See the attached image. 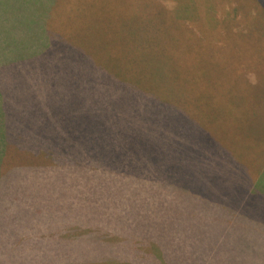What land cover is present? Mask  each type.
Here are the masks:
<instances>
[{
	"label": "trees",
	"instance_id": "obj_1",
	"mask_svg": "<svg viewBox=\"0 0 264 264\" xmlns=\"http://www.w3.org/2000/svg\"><path fill=\"white\" fill-rule=\"evenodd\" d=\"M242 2L235 0V13L247 20L264 12V1L255 10ZM155 7L154 0H0V264H230L235 256L237 264H264V162L227 199L200 185L222 163L232 166L236 145L211 139V131L223 132L216 110L205 119L208 105L219 108L235 92L219 91L230 72L218 79L213 62L225 59V48L246 57L234 70L247 78L239 89L252 102L258 67L249 61L263 59L244 29L225 24L232 10L224 15L217 0H183L146 31ZM169 11L189 20L167 23ZM132 14L143 19L131 24ZM80 32L138 58L128 63L130 52L112 68L100 58L99 77L94 48L74 58L91 62L85 73L69 72L63 55L56 66L50 53L78 51L79 36L71 35ZM49 124L67 129L48 136ZM87 191L109 201L86 200Z\"/></svg>",
	"mask_w": 264,
	"mask_h": 264
},
{
	"label": "rangeland",
	"instance_id": "obj_2",
	"mask_svg": "<svg viewBox=\"0 0 264 264\" xmlns=\"http://www.w3.org/2000/svg\"><path fill=\"white\" fill-rule=\"evenodd\" d=\"M181 1L172 0L173 3H171L170 0H163V2L154 0L156 5L155 9L157 11L155 12V15L152 20L147 19V21H143L144 27L142 28L144 29L146 28L147 31L149 24L153 25L154 22L156 23L160 22V24L163 25L165 23V20L164 19L161 20L159 18H161L164 9L168 8L173 10L174 7ZM217 1H218V5L221 6V10L224 15H226V11L232 10V15L225 16L227 20H230V22L224 21L225 24L229 23V25L231 26L235 25L237 27L234 28L237 30L239 29L240 31L244 29L245 30L244 39L247 40L246 41L247 43L249 42L248 43L250 44L249 48L254 50L263 59L262 62L260 63L259 62L257 63V61H254L253 59H250L249 61V65H251L250 69L254 70L255 68L258 67V69L256 70L258 74L254 73L255 75L254 81L259 86L252 93V95H256L255 97L252 98V102H248L245 97L244 91L243 90L240 91L239 89V84H241L244 90L247 89V87L245 88L243 87L244 86L243 84L247 81V78L244 77V74H241L240 72L234 70V68L238 64L245 66L246 57L241 56L239 60L237 55L231 56L228 53L230 50L225 48L221 52V56L224 57L222 55L224 54L225 59L218 57L219 59L213 62V69H214L213 73L218 77V79L221 80L220 76L225 71L230 72V78L224 81V84L220 86L219 91H223L224 89L230 88V86L233 85L235 92L234 94L230 95V97L229 96L221 97L222 95H220L222 102L219 108L217 105H208L210 107L209 108L210 114L205 111L204 114L205 119L210 123L212 121V118L210 117L211 116L213 117L212 113H214L216 110L215 115L220 117V119H223L219 121L220 125L218 127L221 130H223V132H220L219 135L218 134L219 131L218 132L217 130H214V132L211 131L210 133L211 139L217 142V140L220 137L222 138V140L224 138L227 144H236V145L233 150V157H231V160H233L231 163L233 167L230 166L229 163L226 164L222 163L219 166L218 172H210L209 174H207L206 179L200 180V185L205 186V188L210 192V194H212V190H214L216 193L223 195L224 197H226L225 199H227V197L231 195V192L235 193L237 189L240 190L241 188H243L242 186L241 187H237V186L243 183L244 179H247L252 174V171L254 170L255 167H257L258 162H260V164L264 162V12L254 16L252 15L253 14L252 11H250L249 13H251V16L247 17L248 18L247 20L246 16L241 14H240L241 16H239L237 13H235L237 12L236 11L237 5L235 6L234 3L235 0H232V2H228V0H217ZM259 1H261L263 5L262 1L264 0H259ZM259 1L254 0V4H253V2H251L250 0H246L244 2H242L241 0L240 1L236 0V3L242 2L243 7H246L247 10H249V8L255 10L256 7L254 5H258ZM164 3H167V5H165ZM176 13L174 11L173 12L169 11L167 13L169 14V16L166 18L167 23L178 20V17H180V20L183 21L189 20V17H184L183 12L177 15ZM251 17L252 19H250ZM131 18H133L134 20V21L132 19L130 20L131 24L134 22H138V20L140 19H143L134 14H132ZM146 24L148 27H146ZM132 33L133 32L131 31L130 35ZM98 35L99 34L90 35L87 32L83 34L82 32H80L79 34L71 35V36H79V40L81 42V46L79 50L76 52H71L72 54H68V52L65 51L63 54L61 50L57 49L54 52L50 53L52 55H55L54 59L52 58L53 57L52 55H50V57L53 59L54 64H56L57 66L62 64V63L58 64L59 62L57 60L58 56L63 55L64 57L63 64L65 66H68L69 72L76 71L79 73H85L89 70L91 62L85 57H81L80 60L78 61H74V58L76 57V54L77 55L80 54V56H84L86 52L90 53L92 51L91 48H94L95 56H96L95 69L97 76L99 77V69L101 67H104V65H101L100 63V58L103 61L102 63H105L106 66L107 64L111 65L112 68L114 65L116 66V62L118 60L120 59L126 60V58L124 57H127L130 54L131 49L117 48V47L115 48L114 47L115 45L112 43L110 39L109 41L111 45L109 46L105 42L102 43ZM136 58L138 57L133 55V53L131 52V56L128 58V63L132 61V59H136ZM255 64L256 67L254 66ZM70 68H72L71 71ZM63 73L65 76L68 75L67 72L63 71ZM243 80L244 82L242 83ZM65 86L67 87V85ZM60 90L62 89L60 88ZM64 91H66L65 87H64ZM56 92L58 96L61 95L60 94L61 92L59 91ZM65 98H66V94H65ZM212 98L214 97L212 96ZM182 99L183 98H179L178 100L182 101ZM69 112L70 109L69 107H67V105H65L60 111V116L63 123L67 122V118H68L67 114ZM180 112H179V117L184 118L183 115H186V113L182 111ZM62 115H64L65 118H63ZM21 117L23 119L29 118L31 121L30 122L31 125L35 126L34 125V122L36 121L35 116L34 117L29 116L28 113L23 112ZM57 120H55V122H57ZM66 129H67L66 125H60L59 128L58 126L56 127L53 124L47 125L48 136H52V134L58 131H60V133L63 134L65 133ZM190 161L191 160H188L186 162H190ZM231 167L233 169H231ZM94 170H95L94 172L90 171V174L93 175L95 174L100 179V175L98 174L97 167H94ZM96 176L94 177L93 183L97 186ZM187 177H189V174H187ZM229 177H231V179H228ZM261 180H263V182H261L260 184H264V177ZM178 181L176 182L177 184L183 185L189 188V191L191 190L194 194H197L198 190L196 188L189 186L188 181L187 182H185V180H178ZM229 182H231V186L233 188H231ZM216 193L213 192L214 195H216ZM120 195H121L120 196L121 199L123 200L127 199L126 193H121ZM84 198L90 201H98V203H102L104 202V200L109 201L108 197L106 198L100 197L99 199L95 198L94 191H87L86 194L84 195ZM238 262H239L238 256L230 258V264H237ZM72 264H85V263L76 262Z\"/></svg>",
	"mask_w": 264,
	"mask_h": 264
}]
</instances>
